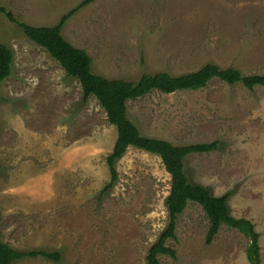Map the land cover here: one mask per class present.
Instances as JSON below:
<instances>
[{
  "label": "rangeland",
  "instance_id": "obj_1",
  "mask_svg": "<svg viewBox=\"0 0 264 264\" xmlns=\"http://www.w3.org/2000/svg\"><path fill=\"white\" fill-rule=\"evenodd\" d=\"M62 36L87 52L94 74L136 82L142 75L196 72L207 64L264 75V0H0V42L14 60L0 86V238L20 252L58 253L14 264H146L168 226L170 175L162 160L128 147L107 157L117 130L95 98L30 41L17 22L54 27L81 3ZM142 135L175 146L218 142L185 161L190 182L229 194L235 218L260 234L264 264V88L212 80L198 91L158 92L128 103ZM209 222L190 203L159 264H249V240L223 225L205 244Z\"/></svg>",
  "mask_w": 264,
  "mask_h": 264
},
{
  "label": "trees",
  "instance_id": "obj_2",
  "mask_svg": "<svg viewBox=\"0 0 264 264\" xmlns=\"http://www.w3.org/2000/svg\"><path fill=\"white\" fill-rule=\"evenodd\" d=\"M85 5L86 2L81 3L63 16L54 27H32L20 22H17V25L30 41L45 49L61 65L68 77L77 80L82 89L84 101L92 97L99 102L106 112L108 122L116 128L117 139L106 160L111 179L102 190V194L106 193L116 182L115 163L123 157L128 147L158 155L162 160L165 171L170 175V191L166 199L168 226L158 241L148 250L146 264H159V257L162 255L176 259L175 250L166 246V242L176 239L177 219L183 215L190 203L199 205L208 219L206 245L212 244L221 226L225 225L237 230L249 240L246 249L249 264H262L260 234L250 220L235 218L231 215L228 204L230 195H213L209 188L191 183L185 172L187 157L217 151L218 142L175 146L166 140L144 136L129 118L128 103L155 92L169 95L182 91L202 90L212 80H220L230 86L239 84L253 91L257 87L264 88V75L244 76L235 68L221 69L215 64H207L196 72L179 76L167 72L154 75L144 74L136 82L122 79L111 80L96 75L92 71V60L87 52L74 47L61 34L66 21ZM0 13H5L14 21L12 15L4 8L0 7ZM13 60L12 50L0 42V86L11 75ZM38 256L59 260L58 253L17 251L3 243L0 238V264H14L23 258Z\"/></svg>",
  "mask_w": 264,
  "mask_h": 264
}]
</instances>
